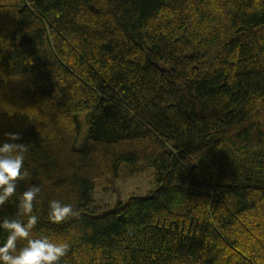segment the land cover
<instances>
[{
  "label": "trees",
  "instance_id": "16d2710c",
  "mask_svg": "<svg viewBox=\"0 0 264 264\" xmlns=\"http://www.w3.org/2000/svg\"><path fill=\"white\" fill-rule=\"evenodd\" d=\"M8 132L26 175L0 220L39 186L60 264H264V0H0ZM123 164L159 190L93 214ZM54 199L76 214L51 220Z\"/></svg>",
  "mask_w": 264,
  "mask_h": 264
},
{
  "label": "clouds",
  "instance_id": "9594fccd",
  "mask_svg": "<svg viewBox=\"0 0 264 264\" xmlns=\"http://www.w3.org/2000/svg\"><path fill=\"white\" fill-rule=\"evenodd\" d=\"M8 141H0V205H4L16 194L17 181L26 175L24 170L25 153L28 147L15 143L19 133H5ZM41 189L32 185L19 197V216L0 220V228L6 232L0 240V264H60L68 250V243L45 234L36 235L33 229L38 217L33 214L34 201ZM76 214L71 203L60 200L49 201V216L54 222L64 221ZM23 241V246L19 242Z\"/></svg>",
  "mask_w": 264,
  "mask_h": 264
},
{
  "label": "rangeland",
  "instance_id": "374dc122",
  "mask_svg": "<svg viewBox=\"0 0 264 264\" xmlns=\"http://www.w3.org/2000/svg\"><path fill=\"white\" fill-rule=\"evenodd\" d=\"M92 189L90 209L93 214L106 213L118 202H126L130 197H145L158 185L156 170L152 165L141 166L137 171L128 170L122 165L120 173L112 183L96 179Z\"/></svg>",
  "mask_w": 264,
  "mask_h": 264
},
{
  "label": "water",
  "instance_id": "95a60500",
  "mask_svg": "<svg viewBox=\"0 0 264 264\" xmlns=\"http://www.w3.org/2000/svg\"><path fill=\"white\" fill-rule=\"evenodd\" d=\"M160 187L156 188V191L159 190Z\"/></svg>",
  "mask_w": 264,
  "mask_h": 264
}]
</instances>
